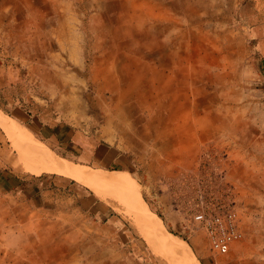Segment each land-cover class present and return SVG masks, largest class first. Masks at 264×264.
Wrapping results in <instances>:
<instances>
[{
  "label": "rangeland",
  "instance_id": "obj_1",
  "mask_svg": "<svg viewBox=\"0 0 264 264\" xmlns=\"http://www.w3.org/2000/svg\"><path fill=\"white\" fill-rule=\"evenodd\" d=\"M0 116V264H264V0H0ZM104 119L118 162L52 142ZM31 144L102 182L31 172ZM200 188L237 212L224 255L191 222Z\"/></svg>",
  "mask_w": 264,
  "mask_h": 264
},
{
  "label": "built area",
  "instance_id": "obj_2",
  "mask_svg": "<svg viewBox=\"0 0 264 264\" xmlns=\"http://www.w3.org/2000/svg\"><path fill=\"white\" fill-rule=\"evenodd\" d=\"M191 222L203 231L210 251L216 254L228 253L242 236L236 210L217 200L213 202L202 188L198 190V202Z\"/></svg>",
  "mask_w": 264,
  "mask_h": 264
},
{
  "label": "crops",
  "instance_id": "obj_3",
  "mask_svg": "<svg viewBox=\"0 0 264 264\" xmlns=\"http://www.w3.org/2000/svg\"><path fill=\"white\" fill-rule=\"evenodd\" d=\"M191 126L192 128L197 127L195 122H192ZM98 130L97 135L88 138L82 133L69 129L68 127L59 126L57 133H55L51 139L58 147L71 145L72 147L78 148L79 151L82 150L81 152L83 154H87L86 151L88 150L90 153L89 160L94 161L96 164L113 163L118 162L120 160L119 158L124 159L125 154L120 152L117 147L119 135L118 133L115 134V130L110 129V125L107 124L106 119H104V123L99 126ZM201 144L200 141L192 145V152L194 154H198ZM88 146L92 148L87 149ZM70 190L76 194L80 192L79 188L75 190L74 187H71ZM84 202L93 209H97L98 203L94 199H91V197H86Z\"/></svg>",
  "mask_w": 264,
  "mask_h": 264
},
{
  "label": "bare ground",
  "instance_id": "obj_4",
  "mask_svg": "<svg viewBox=\"0 0 264 264\" xmlns=\"http://www.w3.org/2000/svg\"><path fill=\"white\" fill-rule=\"evenodd\" d=\"M2 119V117L0 116V120ZM6 119V118H5ZM2 125L4 126V128H6V129H8V128H10V127H12V125L10 124V122L9 121H4L3 119H2ZM29 146H30V144H29ZM31 150H32V152L34 153V156H36V157H39V159L40 160H42L44 163H45V165H41V166H38V164H37V166H35L36 165V163H38L37 162V160H34L31 156H30V154L27 156V159H28V157L31 159V160H33V162H31V160H30V163L28 162V161H26L25 160V165H26V167L31 171V172H35V173H37V172H40L41 171V169L42 168H44V169H46V171H47V169H49V170H61V171H63V172H65V173H67V174H69V175H71L73 178H75V179H78V180H80V181H82L83 183H90V184H92V183H95V182H97V181H101L102 182V179L101 178H99V176H101V174L100 175H98V173H97V175L95 176V174L93 175L92 174V172L90 173L89 171H86V170H83V168L82 169H80L79 167H74V168H71V167H69V168H67L61 161H60V159L58 158V157H56L55 155H52V153H50V151H48L46 148H44L43 146H41V145H39V144H31V148H30ZM29 151V150H28ZM32 155V154H31ZM24 157H26V156H24ZM40 162V161H39ZM42 164V163H41ZM71 165V164H70ZM71 168V169H70ZM88 169V168H87ZM55 173V172H54ZM58 173H60V172H58ZM93 173H95V172H93ZM107 174V173H106ZM70 176V177H71ZM107 183H109L110 185L111 184H113V186H114V184H116V185H119L120 187H122L123 189H125V191H127V192H129V193H131V194H134L135 193V191H136V183L132 180V179H130L128 176H126V175H121V172H119V171H113V172H108V174L107 175H104L103 177H102ZM104 181V182H105ZM127 195H128V193H127ZM138 210V209H137ZM144 215V214H143ZM148 215V214H147ZM152 215V214H151ZM153 217L156 219V217L153 215ZM157 221V220H156ZM152 228V227H151ZM157 228H158V226H157ZM155 229H156V227H155ZM154 229V230H155ZM158 231H159V228L157 229ZM152 231V230H151ZM153 232V231H152ZM156 233V232H155ZM175 244V243H174ZM163 245H165V246H167V247H171L172 245H170V244H167V243H164ZM176 245V244H175ZM174 245V246H175ZM173 249H175V248H173ZM172 249V250H173ZM176 250V249H175ZM173 252V251H172ZM174 254L176 253V252H173ZM180 254V253H179ZM181 255V254H180ZM179 255V256H180ZM188 257V256H187ZM184 258V257H183ZM186 258V257H185ZM177 262H179V261H177ZM180 263H182V264H198V262L197 261H195L194 259H192L191 257L189 258H186L185 260H182V262H179V264ZM178 264V263H177Z\"/></svg>",
  "mask_w": 264,
  "mask_h": 264
}]
</instances>
